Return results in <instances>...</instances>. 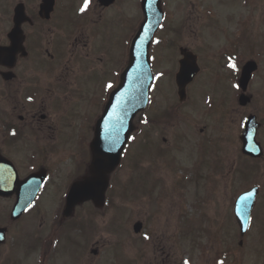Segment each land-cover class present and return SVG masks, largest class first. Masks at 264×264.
I'll return each instance as SVG.
<instances>
[{"label":"rangeland","instance_id":"1","mask_svg":"<svg viewBox=\"0 0 264 264\" xmlns=\"http://www.w3.org/2000/svg\"><path fill=\"white\" fill-rule=\"evenodd\" d=\"M169 1L172 8H180V6H182L183 9L178 14V17L189 16L192 7H194L198 16L202 19V25L198 26V32L201 37L200 46L201 49H204V53L197 52L202 68L207 62L206 55L214 58L216 51L221 49L223 46V44L210 39L216 29V27H214L215 20H212V12L218 16L216 19V22H218V29L216 30L215 36L219 41L222 40L223 36L228 35L229 30L234 23L239 22L242 26V31L234 34V39L231 40L230 45L235 41H238L241 46L247 45L250 53L253 51L260 53L264 59V15L261 17L262 8L264 9V0ZM170 13L173 14L172 9L170 10ZM205 15H209L211 19V22L207 26ZM209 25L210 27L208 28ZM111 26L112 31L108 41L109 57L106 60V65L115 67L117 64L120 65V60L124 58V47L129 40L130 31L129 29H125L120 26L116 28L115 22H113ZM163 34L164 32H160L158 34L154 45L150 50V56H153L152 70L154 73V84L151 93V104L149 108L142 113L144 115L139 117L140 120L143 118L153 117L154 115L161 113L164 108L167 109L168 107L174 105V103H177L176 88L173 79V74L177 71V57L175 61L171 60L173 62L166 60L168 56L167 54L170 53V55L174 57L175 51L170 49L168 52H165L162 46ZM257 35L261 37V45L256 41ZM178 42L184 43V37H179ZM226 47H228V45H226ZM126 52L127 49L125 53ZM261 68L262 71L260 70V74L251 83V93H254L253 95L255 96V99H259V104L257 105L254 101L249 109H257L258 107L264 109V100L261 96V75L264 73V64ZM226 76L227 75H225L223 71L216 68L215 70H210L203 77H199L195 84L196 86L189 90L187 103L179 109V116L174 124L167 127V125H162L163 120L160 119L159 124L161 126L158 131H152L151 129H147L146 126H141L139 124L138 134L135 136L136 141L128 148V154L122 168L123 175L130 173L131 148L135 146L140 147L141 159L147 160L149 158L146 153V148L141 147L140 143L141 139H143L142 135L147 133V131H150V137L154 142L166 140L164 148H166L167 153H171L173 150L176 137L180 134V132H186L192 141L194 139L196 141L199 139L198 131L201 128L207 127L209 131H211L210 119L205 117V103L211 96L216 97L219 95L221 99H227L226 110L229 109L231 105L232 93L229 88L230 83L224 81ZM209 91L211 92V96L206 95L203 97V95ZM191 93L193 94L191 95ZM223 125L229 129L228 133L227 131L222 130L218 134L207 137L201 142H198L196 145L197 148L194 150L196 156L194 171L204 178L205 181H210L214 175L211 178L205 177V173L207 172L206 169L211 168V164L205 166L208 163L206 160H204V166L200 164V162H197L198 149L201 152L210 154L215 158L214 151L220 149V144L218 143L220 140H229L233 146H235L237 141L239 119L231 117L230 114H227L224 116ZM259 132L261 133V136L258 134V139H263L264 126ZM186 137L187 136H184L183 138ZM159 148L160 147H158V149ZM149 154L151 157L154 156L151 153ZM187 154L188 153L185 154V158L182 160L172 157L173 164L171 165L170 173L173 175L174 183L169 175L165 179L157 175L154 171L158 169L160 162H152L151 167L148 170L150 173L148 174L149 177L139 178L138 180V184L143 186L141 191L145 194H141V198L140 195L138 196L140 198L138 205L134 203L132 199V197H134L133 193L124 197V200H122V206L117 209H121L119 211L121 213L120 219L113 220L116 208H112L111 206H108L107 208L105 207L103 210L96 211L91 210V208L86 205L79 208L78 211L75 212V221L84 217L88 218L89 215L96 217V223L93 225V222H90V228L88 230L89 236L102 238L96 241L106 243L107 241L115 239L117 244L119 241L129 242V244L122 242L121 245H124V247H119L118 250H116V255L114 254L115 249H112V251L110 248H104L102 254L97 259L91 255H87V252H85V264H184V261L186 260L189 264H216L220 259L222 264H264V230L262 231L263 238H260L258 234L259 229L264 226V168L261 167L259 170H246L248 173L251 172L252 174V177L246 182H244L246 179L244 174H241L242 178L240 179H243V182L246 183V185H253L254 187L260 189V196L255 210L252 213V227L250 234L248 233L245 241L243 240L242 247H239L238 233L236 234L235 228H231L234 226L232 205L237 196L244 191L245 188H248V186L243 189H238L237 187L242 180H239L235 176L237 184L234 183L233 186L230 187L232 190L227 191L220 196L213 197L214 199L212 198L206 203L201 202L194 205L196 200H193L192 198L193 181L184 183L186 185V196L184 187H182L181 193L175 191L177 185L180 184L176 170L179 173L182 169L183 163L189 160ZM170 155L172 156V154ZM156 156L158 155L156 154ZM216 162L218 163L221 171L223 168L222 163L217 160ZM246 163L251 167V162L246 161ZM143 167L148 168L149 165L144 163ZM185 169L182 171L183 176L188 175L187 171L189 170ZM159 171H162L161 167H159L158 172ZM255 172L257 173L254 176ZM145 173L147 174V172ZM253 176L254 178H257L255 182H253ZM127 182H130V179H123L124 185H126L125 183ZM173 194L175 195L178 203L172 207L173 214L170 217L171 225L168 226L163 224V219L158 213L162 211L166 213L167 203L164 204V199L166 197H172ZM185 204L187 205L186 214L182 217L180 223L173 227V225L178 222V218L175 216L177 211L181 210L183 212ZM190 206H193V209H190ZM84 207H87L88 209L85 210ZM148 212L150 218L154 221L152 223L148 221ZM49 214L51 213H42V222L47 216H49ZM212 216L213 219L211 218ZM136 221H140L143 224V230L138 236L133 235L131 231L132 225L136 223ZM26 222L33 226L34 229L32 233L27 234V240L29 242L45 236V233H42V231H39L37 228L40 224L39 213L30 212L26 217ZM100 222L107 223L105 229L102 227ZM155 222H158V224ZM210 222H212L211 225L206 228V230L205 227L203 228V234L200 237L197 236L196 239L191 241V243L187 241L184 245L179 244L178 247V241L180 243V239L183 243V239L185 237H194L195 228H197L199 224L204 223L208 225ZM85 225L88 226V222H86ZM228 228H230V231L227 236L219 231L221 229L223 233H226ZM174 232L177 234V237ZM70 234L71 233H67L66 235L69 236ZM145 235L148 237L151 236L149 240H144ZM62 245L67 246L64 241L63 244L60 243L54 251L60 254L59 257L57 258L56 256H53V253L51 255L48 254L47 262L52 260L54 261L56 258L59 264L65 262L67 259L66 250L62 251ZM193 245H195V248H193ZM226 249L230 251V254L227 257L224 256ZM48 251L53 252L52 246ZM34 252L35 253L28 251L31 259L28 261V264H34L36 257L40 255V250L37 249ZM68 252L70 253L69 249ZM73 260L74 262L71 264H82L79 259H76V257H74Z\"/></svg>","mask_w":264,"mask_h":264},{"label":"flooded vegetation","instance_id":"2","mask_svg":"<svg viewBox=\"0 0 264 264\" xmlns=\"http://www.w3.org/2000/svg\"><path fill=\"white\" fill-rule=\"evenodd\" d=\"M7 1L0 12V46L8 45L6 36L13 26ZM42 2L17 0L26 17L21 30L28 55L15 67L14 79L4 81L0 75V163H12L19 178L44 169L47 179L57 175L50 192L61 195L66 187L58 181L72 127L100 107L107 32L137 0H115L109 6L90 0L82 15L77 11L83 0H55L47 18L40 12ZM1 72L6 69L0 67ZM83 129L89 131L90 122ZM77 145L85 149V139ZM12 199L0 196V227L8 224ZM7 249L8 244L0 245V260Z\"/></svg>","mask_w":264,"mask_h":264},{"label":"water","instance_id":"3","mask_svg":"<svg viewBox=\"0 0 264 264\" xmlns=\"http://www.w3.org/2000/svg\"><path fill=\"white\" fill-rule=\"evenodd\" d=\"M157 0H149V6L151 7L153 4H155ZM156 12H158L157 5L155 6ZM143 42V38H138L137 42L134 45L135 54L132 50V55L130 58L129 67L126 70L123 78V86L124 88L127 86V78L129 80L132 79V72L135 74V81H136V74L137 79L139 78V87H138V95H137V105L140 108L144 101H145V92L148 90V86L150 83V79H148L147 76V59L145 57V54H141V44ZM144 60V61H143ZM196 69L193 66H190L187 64L183 65L180 73L177 75V84L180 87L179 95L180 98H184V87L185 85L190 82L192 76L195 74ZM94 182L92 183V180H87L83 183L76 184L72 187L71 192L69 193L67 197V205H66V214L69 215L73 209V207L81 203L89 198H92L94 200H101L102 196L97 197L95 196L94 192L96 191V187L94 186ZM105 184L101 186V192L104 190ZM25 204L23 205V207ZM248 222V220H247ZM140 225H136L134 227L135 232H138L140 229Z\"/></svg>","mask_w":264,"mask_h":264},{"label":"snow or ice","instance_id":"4","mask_svg":"<svg viewBox=\"0 0 264 264\" xmlns=\"http://www.w3.org/2000/svg\"><path fill=\"white\" fill-rule=\"evenodd\" d=\"M88 6H89V0H84V5H83V7L80 8V12H81V13L85 12V10L88 8ZM234 60H235V57H230V58H229V62H228V64H227V67H228L230 70H232L233 72H235V71L238 70V69H237V65L234 63ZM112 87H113V86H112L111 84H107V85H106V89H111ZM234 87H236V85H234ZM29 101H31V97H29ZM10 134H11V135H15V132H12V133H10ZM109 150H111V149H109ZM248 195L251 196L252 193H249ZM241 199H244V198L242 197ZM144 238H145V239H149V237H148L147 235H145ZM184 264H189V262L186 260V261H184ZM221 264H222V262H221Z\"/></svg>","mask_w":264,"mask_h":264}]
</instances>
